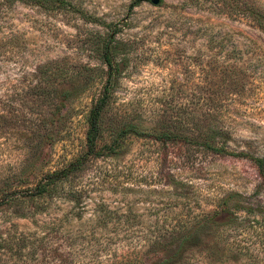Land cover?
<instances>
[{
	"label": "rangeland",
	"instance_id": "374dc122",
	"mask_svg": "<svg viewBox=\"0 0 264 264\" xmlns=\"http://www.w3.org/2000/svg\"><path fill=\"white\" fill-rule=\"evenodd\" d=\"M68 1L0 0V198L14 194L0 206V264H151L156 241L231 193L261 215L239 212L244 221L204 237L182 264H264V178L248 157L130 135L54 198L25 195L86 150L105 80L98 32L111 23L124 44L109 117L191 133L211 122L231 132L230 150L264 155V32L249 15L222 0ZM62 91L77 93L61 101Z\"/></svg>",
	"mask_w": 264,
	"mask_h": 264
},
{
	"label": "trees",
	"instance_id": "16d2710c",
	"mask_svg": "<svg viewBox=\"0 0 264 264\" xmlns=\"http://www.w3.org/2000/svg\"><path fill=\"white\" fill-rule=\"evenodd\" d=\"M37 5L46 10L68 9L71 10V2L68 0H21ZM143 1L133 0L130 9L139 6ZM220 9L225 11V7H229L228 12H244L251 17L255 25L264 32V0H222L217 4ZM91 21V20H90ZM107 29L104 32H98V42L96 47L100 48V58L106 65L103 70L105 80L102 85L100 94L94 98L92 107L87 115L88 130L86 134V150L77 158L70 161L64 168L49 171L41 177L35 186L28 189L25 193L29 198H54L61 190L59 184L72 181L77 174L85 167V165L94 158L103 156L117 155L124 145V140L130 135L139 137H149L163 145L167 144H185L195 145L201 149L227 155L231 154L237 157H248L257 166L259 174L264 178V155L253 156L247 152H236L229 149L231 132L210 123L203 124L200 121L199 132H182L174 129L169 125L162 128L145 126L129 116L109 117V110L115 90L117 87V78L121 70V62L118 57L123 50V41L117 38V26L106 24ZM92 71L93 69L89 68ZM102 72V73H103ZM91 85V84H90ZM89 84L84 86L81 92L85 91ZM56 88L52 93H55ZM59 90V89H58ZM79 91V92H80ZM37 95L42 96L49 91L44 90L41 86L35 89ZM77 92L62 91L60 95H52L51 100L56 101L57 96L61 99V94L65 97L75 96ZM57 103V102H56ZM58 106L57 104H55ZM215 122L217 117H213ZM112 123V135L110 139H105L104 133L107 129V123ZM214 122V123H215ZM202 125H209L204 129ZM202 127V128H201ZM14 194L7 193L0 198V206L12 199ZM259 209V207H258ZM245 212L248 215L260 214L262 211L256 210L252 205L245 204L244 197L238 193H231L223 198L218 207L202 217L195 218L190 224H186L183 228L177 230L172 228L169 231V238L164 244L156 241L158 244L156 253L158 256L151 264H182L186 253L193 247H198L203 242L204 237L211 234L212 236H222V230L234 227L240 223L239 212ZM256 221V220H255ZM259 222V220H257ZM159 238V237H158ZM219 239V238H218ZM221 240V239H219Z\"/></svg>",
	"mask_w": 264,
	"mask_h": 264
},
{
	"label": "water",
	"instance_id": "95a60500",
	"mask_svg": "<svg viewBox=\"0 0 264 264\" xmlns=\"http://www.w3.org/2000/svg\"><path fill=\"white\" fill-rule=\"evenodd\" d=\"M154 4H158L161 0H151Z\"/></svg>",
	"mask_w": 264,
	"mask_h": 264
}]
</instances>
